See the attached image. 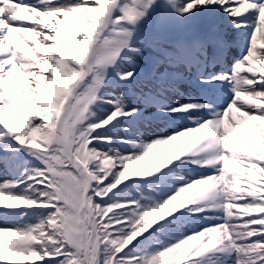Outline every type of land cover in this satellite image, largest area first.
<instances>
[{"label": "snow or ice", "instance_id": "snow-or-ice-1", "mask_svg": "<svg viewBox=\"0 0 264 264\" xmlns=\"http://www.w3.org/2000/svg\"><path fill=\"white\" fill-rule=\"evenodd\" d=\"M88 4L0 0V162L13 175L25 163L20 153L36 162L23 178L0 182V264H264V0ZM216 6L232 28L249 30L241 40L206 17ZM13 33L22 48L6 44ZM238 46L242 58L225 70ZM17 73L19 88L10 83ZM233 110L257 129L258 147L230 136ZM161 114L178 130L145 142L140 127ZM129 121L118 140L127 154L95 134ZM185 121L191 126L179 127ZM182 137L190 139L174 161L154 156ZM245 139L254 143L251 133ZM177 162L210 174L173 176L182 184L167 195L163 173ZM149 177L156 187L110 202L122 184Z\"/></svg>", "mask_w": 264, "mask_h": 264}, {"label": "rangeland", "instance_id": "rangeland-1", "mask_svg": "<svg viewBox=\"0 0 264 264\" xmlns=\"http://www.w3.org/2000/svg\"><path fill=\"white\" fill-rule=\"evenodd\" d=\"M89 7H90V6H89ZM17 36H18V35H17ZM19 38H21V37H19ZM21 39H22V38H21ZM259 50H264V39L258 42V51H259ZM29 85H31V87H35L34 83H33L31 80H29L28 83H26V84L24 85L25 90H28V91L31 90V88L29 87ZM143 130H145V128H143ZM157 130H158V129H157ZM146 136L149 137V136H151V135H146ZM148 137H147V138H148ZM3 181H4L3 177H0V182H3Z\"/></svg>", "mask_w": 264, "mask_h": 264}]
</instances>
